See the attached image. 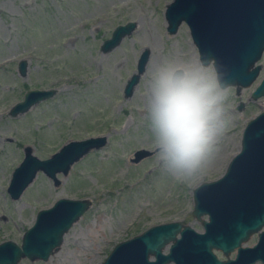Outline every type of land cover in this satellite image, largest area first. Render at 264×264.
<instances>
[{"label": "rangeland", "instance_id": "1", "mask_svg": "<svg viewBox=\"0 0 264 264\" xmlns=\"http://www.w3.org/2000/svg\"><path fill=\"white\" fill-rule=\"evenodd\" d=\"M169 1L0 0V241L19 244L36 210L60 196L90 201L63 234L57 250L45 260L22 256L15 264H57L58 254L66 252L73 255L71 264H96L114 243L157 222L180 219L202 230L190 212L191 190L223 172L239 148L244 123L264 107V95L250 97L264 74V49L254 80L237 92L228 85L231 124L212 166L191 183L175 181L155 155L145 109L154 71L164 63L198 60L183 21L175 32L165 30L163 11ZM126 20L135 22L133 30L111 49L100 50L99 43L113 26ZM144 47L149 52L144 70L125 97L123 84ZM22 57L27 67L20 76L16 63ZM34 87H55L56 91L10 116L9 106L21 99L25 89ZM239 102L242 106L237 108ZM96 134H106L104 145L79 157L66 173H56V182L37 170L18 197L9 196L6 186L25 145L43 158L66 139ZM138 149L147 153L134 157ZM67 233L78 234L81 242ZM255 240L256 232L242 244ZM233 254L234 250L228 255Z\"/></svg>", "mask_w": 264, "mask_h": 264}, {"label": "water", "instance_id": "2", "mask_svg": "<svg viewBox=\"0 0 264 264\" xmlns=\"http://www.w3.org/2000/svg\"><path fill=\"white\" fill-rule=\"evenodd\" d=\"M163 16L169 34L180 22L187 25L198 59L212 62L222 80L233 85L236 92L257 76L260 64L255 61L264 49V0H170ZM134 26L133 20L115 24L99 49H111ZM148 53L146 47L140 50L135 69L123 84V96L131 94ZM26 67L27 60L19 58L16 71L20 76ZM55 91V87L27 88L7 113L21 114ZM260 95H264V74L250 92L251 98ZM241 106L240 102L237 108ZM105 142L106 134L66 139L43 158L25 145L6 186L7 193L11 198L18 197L37 170L56 182V173H66L75 160ZM146 151L138 149L134 157ZM191 198V215L200 221L202 230L180 219L153 223L114 243L96 264H264V108L244 123L239 148L223 172L193 186ZM89 204L86 197L60 196L49 206L37 209L19 244L10 239L0 241V264H15L22 256L46 259ZM203 214L206 218H200ZM254 232L255 242L242 244ZM212 249L220 250L225 258L218 259ZM234 249V256L229 257Z\"/></svg>", "mask_w": 264, "mask_h": 264}, {"label": "clouds", "instance_id": "3", "mask_svg": "<svg viewBox=\"0 0 264 264\" xmlns=\"http://www.w3.org/2000/svg\"><path fill=\"white\" fill-rule=\"evenodd\" d=\"M229 95L212 62H168L152 73L145 109L155 155L175 181L191 183L214 163L231 124Z\"/></svg>", "mask_w": 264, "mask_h": 264}, {"label": "bare ground", "instance_id": "4", "mask_svg": "<svg viewBox=\"0 0 264 264\" xmlns=\"http://www.w3.org/2000/svg\"><path fill=\"white\" fill-rule=\"evenodd\" d=\"M148 59V58H147ZM147 62V61H146ZM146 64V63H145ZM95 225H92V229H90V231H93L94 233V227ZM66 236V234H65ZM72 236L74 238V240L76 242H81L79 239H78V234H75V233H67V237H70ZM88 237V236H87ZM80 238V236H79ZM81 239V238H80ZM73 261V255L71 252H66L63 256L62 254H58V263L57 264H71Z\"/></svg>", "mask_w": 264, "mask_h": 264}, {"label": "flooded vegetation", "instance_id": "5", "mask_svg": "<svg viewBox=\"0 0 264 264\" xmlns=\"http://www.w3.org/2000/svg\"><path fill=\"white\" fill-rule=\"evenodd\" d=\"M199 222H200V221H199ZM200 224H201V223H200ZM59 245H60V244H59ZM57 248H58V247H57ZM57 248H56V250H57ZM53 251H54V250H53ZM53 251H52V252H53ZM215 251H219V252L221 253V251L218 250V249H214V253L216 254ZM52 252H51V253H52ZM51 253H50V254H51ZM234 253H235V249H234ZM50 254H49V255H50ZM221 254H222V253H221ZM222 255H223V254H222ZM228 256H229V255H228ZM233 256H234V254H233ZM233 256H229V257H233ZM216 257H217L218 259H224V258H225L224 255H223V257H219L217 254H216ZM42 260H45V259H42Z\"/></svg>", "mask_w": 264, "mask_h": 264}]
</instances>
